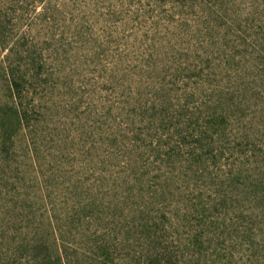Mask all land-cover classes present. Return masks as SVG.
Masks as SVG:
<instances>
[{
	"label": "trees",
	"instance_id": "1",
	"mask_svg": "<svg viewBox=\"0 0 264 264\" xmlns=\"http://www.w3.org/2000/svg\"><path fill=\"white\" fill-rule=\"evenodd\" d=\"M0 264H264V0H0Z\"/></svg>",
	"mask_w": 264,
	"mask_h": 264
},
{
	"label": "rangeland",
	"instance_id": "2",
	"mask_svg": "<svg viewBox=\"0 0 264 264\" xmlns=\"http://www.w3.org/2000/svg\"><path fill=\"white\" fill-rule=\"evenodd\" d=\"M90 77H91V76H90ZM88 79H89V76H88L86 79H84V81H82V82L80 81L82 87H85V86H86L85 88L89 87L88 84L86 85ZM85 88H84V89H85Z\"/></svg>",
	"mask_w": 264,
	"mask_h": 264
}]
</instances>
